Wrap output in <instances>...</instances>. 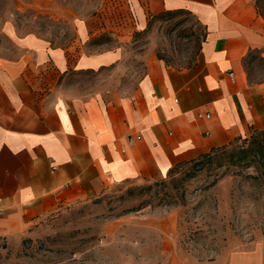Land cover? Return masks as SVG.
Here are the masks:
<instances>
[{"label": "crops", "instance_id": "1", "mask_svg": "<svg viewBox=\"0 0 264 264\" xmlns=\"http://www.w3.org/2000/svg\"><path fill=\"white\" fill-rule=\"evenodd\" d=\"M99 2L97 12L73 21L63 44L11 21L0 31L1 240H22L48 216L113 185L163 181L264 130V80L252 82L245 65L252 51L264 59L256 0ZM169 12L190 13L206 29L197 64L178 69L152 56L136 77L126 45ZM109 69L108 87L71 84L72 76ZM133 231L142 264H264V246L214 259L185 253L173 215L156 228L135 221Z\"/></svg>", "mask_w": 264, "mask_h": 264}, {"label": "rangeland", "instance_id": "2", "mask_svg": "<svg viewBox=\"0 0 264 264\" xmlns=\"http://www.w3.org/2000/svg\"><path fill=\"white\" fill-rule=\"evenodd\" d=\"M99 5V0H0V31L11 21L24 32L63 44L73 37V21L97 12ZM258 5L264 14V0ZM205 39L206 29L190 13H164L134 35L126 45L125 61L136 77L152 56L171 67L192 68ZM249 72L252 82L264 80L260 54ZM112 76L110 69L75 75L71 84L108 87ZM261 131L253 130L197 165L176 168L163 181L113 185L96 200L48 216L22 240L0 239V264H142L136 256L140 234L133 231V223L143 221L156 228L172 215L180 250L196 258L214 259L231 250L264 246ZM149 236L154 234L146 232V239ZM134 257L137 261H131Z\"/></svg>", "mask_w": 264, "mask_h": 264}, {"label": "trees", "instance_id": "3", "mask_svg": "<svg viewBox=\"0 0 264 264\" xmlns=\"http://www.w3.org/2000/svg\"><path fill=\"white\" fill-rule=\"evenodd\" d=\"M259 1H263V0H257L256 1V6H257V8H258V11H259V13H260V15L264 18V14L261 12V8H260V6L258 5V2ZM170 13V12H169ZM171 13H175V12H171ZM257 54H262V51H252V52H250V54L248 55V57L246 58V60H245V65H246V67H248V71H249V66L251 65V64H254L256 61H257ZM261 60L264 62V59L262 58V56H261ZM252 81V80H251ZM256 134H257V132H254V134H252V136H251V140L252 141H255V139H256ZM259 134V136H264V130H262L261 132H259L258 133ZM238 140H240V139H238ZM232 144H230V145H228V146H226V147H222V148H219V149H214V150H212L210 153H208V154H205V155H203V156H201L199 159H197L196 161H193V162H191V163H186V164H182V165H180V166H178V167H181V166H184V165H197V164H199L203 159H210V158H212V156L216 153V152H218V151H221V150H225L226 148H228V147H230ZM177 167V168H178ZM176 169V168H175ZM174 169V170H175ZM174 170L172 171V173L174 172Z\"/></svg>", "mask_w": 264, "mask_h": 264}]
</instances>
